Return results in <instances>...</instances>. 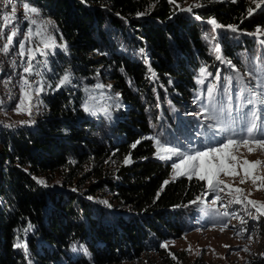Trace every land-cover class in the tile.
<instances>
[{"label":"trees","instance_id":"16d2710c","mask_svg":"<svg viewBox=\"0 0 264 264\" xmlns=\"http://www.w3.org/2000/svg\"><path fill=\"white\" fill-rule=\"evenodd\" d=\"M28 1L44 11L69 43L70 57L65 56L63 65H74L75 73L85 78L105 67L129 107L108 127L83 111L80 93L61 92L35 132H19L10 148L5 146L0 161V264L117 263L178 238L183 209L206 187L188 178L165 185L172 169L155 159L156 148L146 137H159L164 127L160 107L164 119H170L167 99L174 114L185 117L184 108L180 112L177 106L199 93L202 69L212 81L223 78L226 66L216 58L215 47L241 73L264 64L262 35H247L258 27L264 30V14L249 16L248 0H201L194 16L169 0ZM210 19L221 26L219 42L205 23ZM102 135L112 138L102 141ZM112 152L121 163L131 157L132 164L122 165L117 179L96 166L93 174L101 181L79 193L63 196L36 178L66 169L68 183H84L83 166L103 163ZM71 161L77 163L75 169ZM104 188L111 190L116 207L91 200ZM74 247H83L88 257L83 252L72 257Z\"/></svg>","mask_w":264,"mask_h":264},{"label":"rangeland","instance_id":"374dc122","mask_svg":"<svg viewBox=\"0 0 264 264\" xmlns=\"http://www.w3.org/2000/svg\"><path fill=\"white\" fill-rule=\"evenodd\" d=\"M248 2L253 9L252 14H264V0H258L260 3L259 8L251 0H248ZM172 3L179 11L193 6L191 12L182 11L187 12L191 16H194V13L202 7H194L197 3L201 5V0H173ZM25 4L29 7H35L28 0H0V161L4 159L5 146L10 148V140L14 136L27 130L36 131L38 121H41L49 114L48 106L50 101L58 93L66 91L80 93L83 111L90 118L105 123L108 127L116 125L122 119V115L126 114L129 107L121 97L120 92L114 87V83L110 79L109 70L105 67L96 68V76L85 78L75 73L76 67L74 65L64 66L65 56L70 57L69 43L64 40L59 28L51 19L46 17L42 9L35 7L38 10L37 14H26ZM13 8H15L14 15L12 13ZM6 14L11 17L7 23L4 21V15ZM31 19H35L37 24L33 25L30 22ZM208 21L206 20L205 23L212 27V35L219 42L220 27H214ZM38 27H43L46 33L44 37L35 35ZM29 29L33 30L31 38L28 36ZM13 31L16 33L15 36H12ZM247 35L252 36V34L248 33ZM260 35L264 39V34ZM49 36L51 39H48ZM42 38L47 40L48 47L41 43ZM5 46L7 51L4 50ZM21 46H23L25 55L20 54ZM213 47L214 44L212 45ZM33 55L34 59L32 58ZM220 55H222L221 48ZM224 60L227 61L225 58ZM29 63L32 66L31 73L25 72V68ZM222 63L226 66L223 78L226 76L234 77L236 72L233 71V68L228 63ZM69 73L70 81L61 86L63 77ZM208 74V71H206L204 76H201L200 73V79H203L204 83L200 85L201 90L198 91L199 93L195 98L190 101H184L180 106H177L180 112L184 108L185 117L177 112L174 114L173 106H171L168 99V108L171 109L169 120L167 118L166 120L164 119L163 108H159L161 116L159 119H161L164 127L159 131V137L154 133L146 137V139L153 142L155 148V139L151 137L159 138L162 143H166V146H180L182 151L188 153L203 150L208 146H219V142L230 135H235L237 139L241 138L244 125L239 122L240 112L237 110L239 101L236 96L237 90L235 89L237 84L235 79H233L231 84V103L232 115L236 118V123L228 119L225 114V117L222 118L221 129H227V131H222L215 127H209V125H215L216 121L206 119L205 114L197 115V113H202L203 105H207L211 109V105L208 104L207 90L214 84L217 85V112L227 103V97L223 95L224 87L221 86L220 81L223 78L212 81L211 76ZM153 75L156 76L154 73ZM25 80L29 82L28 85L24 84ZM245 83L251 87L256 84V80L246 78ZM25 91L28 92L30 99L25 100L24 107L30 110V115L28 111H17V108L20 107V101L25 99ZM86 104L91 111L85 110ZM244 111H247V108ZM172 120H176L173 126L170 124ZM154 131H157V128ZM213 132H218L219 134L213 136ZM109 133L111 131L108 129ZM108 136L105 140L102 135L100 140L107 141L112 138L110 135ZM231 151L237 155V161L229 163H235V172L239 175H226L222 172L219 175V179L233 188L239 187L243 189L245 195L251 193L248 199L264 202V181L257 180V184L254 186L249 177L245 183H240L241 178L244 176V168L241 167L243 160L247 159L250 162H254L259 159L264 162V152L256 149L249 153L248 148L244 146H240L238 151L235 148ZM161 154L163 155V153ZM114 155L115 152H112L111 158L103 163L91 161L85 164L83 173L80 176L84 183L81 184L76 181H74L73 185L70 182L68 183L66 181L68 175V171L65 172L66 169L64 172H55L51 176L40 175L36 178L38 181H44V184L39 183L48 189H52L53 192L56 191L63 194V196H70L81 192L90 184L100 180L97 174H93L96 166L117 179L120 167L122 165H131L133 162L131 157H127L129 162L125 163L124 161L121 163L120 159ZM155 159L164 162L170 167L173 163V160L158 158L157 149ZM173 159L175 160L176 158ZM70 163H72V168L75 169L77 163L72 161ZM249 171L255 175H264V163L256 168H250ZM184 178L187 177L180 176L172 179L171 173L168 181L176 182ZM200 182L204 183L205 192L194 203L185 207L183 209L185 212L177 220L183 229L181 236L161 241L158 248L154 250L147 248L138 259L108 264H264V216L259 215L251 206H248L246 210L241 204L229 203L232 197L227 194L228 189L219 192L221 200L217 201L216 205H212L217 193L207 189L206 181ZM258 188L261 190H257ZM93 199L107 204L111 208L117 206L109 188H104L97 192L91 198V200ZM116 211L120 213V210ZM224 211L229 212L230 215L228 217L221 216L220 213ZM248 212H252L253 215H249ZM254 215L259 218H253ZM240 218H243L244 223H241ZM165 243L168 244L167 248L161 246ZM245 247L248 248L247 252L243 250ZM82 252L88 257L83 247L72 249L70 255L76 257L81 255Z\"/></svg>","mask_w":264,"mask_h":264},{"label":"snow or ice","instance_id":"6c2138e0","mask_svg":"<svg viewBox=\"0 0 264 264\" xmlns=\"http://www.w3.org/2000/svg\"><path fill=\"white\" fill-rule=\"evenodd\" d=\"M173 2V0H170ZM252 3L256 4V7H260V3L258 0H251ZM178 6V5H177ZM199 3L195 4L194 7H200ZM192 7L190 6L187 9H181L182 11L186 10L191 12ZM25 13L26 14H37L38 10L35 7H29L27 4L24 5ZM12 13L14 15L15 8H13ZM248 15H252L253 9L249 7L247 9ZM11 17L9 15H4L5 23L9 22ZM199 19V17H197ZM30 22L33 25L37 24L35 19H31ZM209 24L213 25L214 27H221L217 24L214 19H210L208 21ZM232 31H237L235 27L232 28ZM264 34V30L260 27L256 29L255 33L252 35H260ZM16 33L13 31L12 36H15ZM36 36L44 37L46 33L43 30V27H38L35 31ZM28 36L31 38L33 36V30H28ZM48 39H51L49 36ZM41 43L44 44L45 47H48L47 40L41 39ZM262 45H264V40L260 41ZM5 51H7V47L5 46ZM214 51L217 53V59L221 60V62L228 63L230 67L233 68V71L236 72V75L233 76H226L224 78L225 85L223 88V95L227 97V103L224 104L220 109L219 112L216 110V91L217 85H213L212 87L208 88L207 90V98L208 104L211 105V109L207 105L202 106V113H197V115L205 114V118L209 120L216 121L215 125H209V127H215L217 129H221V122L222 118L225 117V114L228 119L232 120L233 123H236V118L232 115V95H231V84L233 79H235L237 84V91L236 96L239 101L237 104V110L240 112L239 122H242L244 125L243 128V135L241 138H235V135H230L225 137L219 142V146H208L203 150L195 151L192 153H188L186 151H182L180 146H166V143H162L159 138L151 137L155 139L156 149H157V156L160 159L164 160H173L171 165L172 169V179L178 178L180 176L187 177L189 180L196 178L199 181H206L207 189L211 190L212 192L217 193L215 199L212 201V205H216L217 201L221 200L220 195L218 194L225 189H228V195L232 197L229 203H236L241 204L248 209V206L255 209L259 215L264 216V202L255 201L248 199V196L251 193L245 195L244 190L236 187L233 188L231 185L225 184L223 180L219 179L220 173H225L226 175L234 174L239 175L235 172V163L229 162H236L237 155L232 153V149L235 148L237 151L239 150L240 146H244L248 148V152L252 153L254 150L259 149L261 152H264V120H261L260 112L257 110L258 104H264V80L261 79V76H264V64H253L247 71L241 73L240 71L236 70L234 66L231 65L230 61H225L222 55H220V48L217 46L215 47ZM21 55H25L26 53L23 50V46H21ZM43 54V53H42ZM35 58L34 55L32 57ZM25 72L31 73L32 66L29 65L25 68ZM206 74V69L201 70V76ZM208 75H211L210 73ZM246 78L256 80V84L254 86H249V84L245 83ZM216 80H219V76L215 77ZM70 81V73L66 74L62 81L61 86L64 83ZM198 83L203 84L204 80L199 79ZM25 85H28L29 82L27 80L24 81ZM42 90V89H41ZM25 99L20 101V107L17 108V111H28L29 115L30 110L25 108V100L30 99L28 92H24ZM251 105V107H248ZM247 108V111L244 109ZM86 111H91V109L85 105ZM222 131H227V129H221ZM218 132H213L212 135H218ZM135 147V144L132 145ZM163 153V155L161 154ZM173 158H176L175 160ZM129 162V158L125 159V163ZM262 163L261 160L257 159L254 162H250L247 159L243 160L241 167L244 168V176L241 178L240 183H245L248 178H251L252 184L255 186L257 184V180L264 181V175H255L250 173V168H256L260 166ZM231 169V171H229ZM41 184H44V181H39ZM169 183L168 180L164 181L166 185ZM223 186V187H222ZM257 190H261L258 188ZM235 194V195H234ZM195 202V201H194ZM217 211H219L217 209ZM249 215H253L252 212H248ZM223 217H228L230 214L227 211L220 213ZM239 218V217H238ZM253 218H259L258 216H253ZM241 219V223H244L243 218ZM16 247H23L25 250L27 249L26 244L17 243ZM164 248L168 247V244L161 245ZM227 247V246H226ZM75 250V247L73 248ZM244 251H248V248L245 247ZM175 259V257H173Z\"/></svg>","mask_w":264,"mask_h":264}]
</instances>
